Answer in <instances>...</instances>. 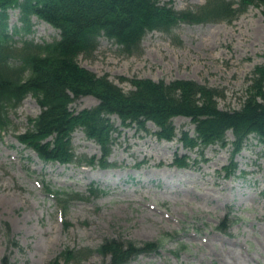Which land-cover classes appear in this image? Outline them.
Returning a JSON list of instances; mask_svg holds the SVG:
<instances>
[{
	"label": "rangeland",
	"instance_id": "1",
	"mask_svg": "<svg viewBox=\"0 0 264 264\" xmlns=\"http://www.w3.org/2000/svg\"><path fill=\"white\" fill-rule=\"evenodd\" d=\"M160 1L177 11L206 3ZM226 1L235 8L239 0ZM30 24L33 33L24 38L38 44L58 39L57 30L35 17ZM8 25L21 26L17 10L9 11ZM77 61L98 76H108L125 92L132 87L124 80L134 77L165 83L191 80L222 92L219 109L238 110L253 70L264 65V7H249L230 22L179 24L169 35L152 32L132 54L100 39L92 55ZM97 104L94 97L85 96L69 110ZM39 112L35 100L26 97L10 113L11 128L0 134V260L8 255L11 264H50L55 258L59 264H108V258L94 250L106 238H120L162 239L158 253L141 255L130 264H264L263 141L249 137L234 157L235 175L227 179L231 132L223 148L190 152L179 140L182 131L193 135L187 118H173L176 137L166 142L157 139L151 123L145 129L122 128L113 116L117 132L112 134L108 162L114 167L60 165L41 161L16 139ZM71 143L78 158L101 157L99 146L80 130L72 134ZM175 156H187L188 168H174ZM97 187L105 194L91 196L89 190ZM61 194L82 199L60 203ZM225 218L234 222L222 233L216 228ZM65 250L83 255L65 263Z\"/></svg>",
	"mask_w": 264,
	"mask_h": 264
},
{
	"label": "trees",
	"instance_id": "2",
	"mask_svg": "<svg viewBox=\"0 0 264 264\" xmlns=\"http://www.w3.org/2000/svg\"><path fill=\"white\" fill-rule=\"evenodd\" d=\"M236 5L234 8L226 0H206L205 5L195 10L177 11L170 3L160 0H0V131L11 128L8 114L31 96L40 113L29 118L28 128L16 136L20 144L46 163L92 167L97 163L100 168L108 169L115 166L107 161L112 134L117 132L110 120L112 116L125 128L136 125L145 129L150 122L157 128V139L164 141L176 137L173 118L183 117L194 126L193 135L182 131L179 138L182 147L190 152L209 146L223 148L228 145L226 134L231 132V161L224 171L226 178L234 176L237 171L234 157L249 137L264 142V65L257 66L248 79L241 107L228 111L219 109L217 99L223 94L215 88L191 80L165 83L134 77L124 80L132 87L125 92L108 76H98L81 67L77 58L92 55L100 39L132 54L151 32L169 35L179 24L230 22L249 7H264V0H239ZM11 10L18 11L20 27H9ZM32 17L58 30L59 38L43 44L16 40L15 37L33 33ZM85 96L94 97L98 104L79 112L69 110L73 102ZM77 130L99 146L101 157L97 161L95 157L75 155L71 139ZM174 164L186 168L188 157L175 156ZM89 193L94 197L105 194L98 187ZM59 198L65 204L82 199L66 194ZM233 222L225 218L216 229L226 233ZM10 244L17 246L13 241ZM162 247V239L137 242L106 238L94 252L108 258V264H129L140 255L158 253ZM92 252L88 250L87 254ZM61 255L69 263L79 260L83 252L65 250ZM0 263L11 264L9 256L4 255ZM50 264H59V259H53Z\"/></svg>",
	"mask_w": 264,
	"mask_h": 264
},
{
	"label": "bare ground",
	"instance_id": "3",
	"mask_svg": "<svg viewBox=\"0 0 264 264\" xmlns=\"http://www.w3.org/2000/svg\"><path fill=\"white\" fill-rule=\"evenodd\" d=\"M168 146H169V147H171V146H172V144H169Z\"/></svg>",
	"mask_w": 264,
	"mask_h": 264
}]
</instances>
